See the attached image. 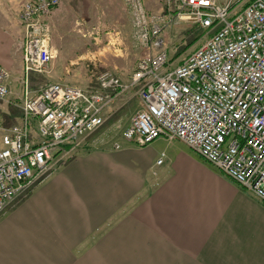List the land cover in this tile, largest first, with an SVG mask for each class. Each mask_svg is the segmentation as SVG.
Returning a JSON list of instances; mask_svg holds the SVG:
<instances>
[{
	"label": "built area",
	"instance_id": "1",
	"mask_svg": "<svg viewBox=\"0 0 264 264\" xmlns=\"http://www.w3.org/2000/svg\"><path fill=\"white\" fill-rule=\"evenodd\" d=\"M124 1L142 45L129 84L105 71L96 77V88L52 83L34 95L25 90L21 125L1 136L0 214L99 129L105 110L134 87L138 109L121 139L137 147L158 138L179 141L264 203V0H168L170 21L204 31L203 43L178 63L164 48L168 22L145 15L141 0ZM59 5V0L21 5L26 74L48 73L56 58L51 17ZM8 79L0 65V102L10 94ZM32 121L36 144L30 139ZM165 158L162 152L156 166Z\"/></svg>",
	"mask_w": 264,
	"mask_h": 264
},
{
	"label": "crops",
	"instance_id": "2",
	"mask_svg": "<svg viewBox=\"0 0 264 264\" xmlns=\"http://www.w3.org/2000/svg\"><path fill=\"white\" fill-rule=\"evenodd\" d=\"M22 2L0 0V65L10 90L0 102V139L22 123L24 89L33 95L54 83L24 73ZM60 2L53 12L59 26L71 17L88 22L77 14L93 10L94 0ZM49 71L64 82L53 63ZM98 142L85 139L7 205L0 214V264H264V203L183 143L158 138L115 150ZM162 152L165 161L156 166Z\"/></svg>",
	"mask_w": 264,
	"mask_h": 264
},
{
	"label": "rangeland",
	"instance_id": "3",
	"mask_svg": "<svg viewBox=\"0 0 264 264\" xmlns=\"http://www.w3.org/2000/svg\"><path fill=\"white\" fill-rule=\"evenodd\" d=\"M141 4L145 15L168 22L163 33L164 48L173 62H180L195 49L196 45L186 51L183 50L191 40L185 36V32L192 26L188 23L170 21L172 6L168 0H141ZM91 11L77 14V16L85 14L88 22L72 17L64 18L61 26L54 21L55 16H52V43L57 49L53 71H59L63 83L81 89L96 88V77L105 71L111 72L122 83L128 84L140 58L142 46L137 39L134 17L124 0H94ZM202 40L203 37L198 43ZM177 53L179 55L175 56ZM43 76V82L58 81L53 79V72ZM137 104L135 89L130 88L105 110L104 124L86 140L99 139L98 143L101 145L106 142L111 145L117 143L124 128L123 124L137 110ZM125 143L129 142L119 138L117 144L122 148ZM66 157L56 161V164L64 162Z\"/></svg>",
	"mask_w": 264,
	"mask_h": 264
},
{
	"label": "trees",
	"instance_id": "4",
	"mask_svg": "<svg viewBox=\"0 0 264 264\" xmlns=\"http://www.w3.org/2000/svg\"><path fill=\"white\" fill-rule=\"evenodd\" d=\"M203 35H204V31L200 30L198 27L192 26L190 30L185 32V36L190 37L191 40L189 41V43L186 45V47L183 50L186 51L189 48L193 47L194 45H196V47H194V48L197 49L202 43V41H201V43H198V42H199L200 38L203 37ZM189 54H191V53H189ZM178 55H179V53H177V55H175V56H178ZM173 56H171V57H173ZM170 60H172V59L170 58Z\"/></svg>",
	"mask_w": 264,
	"mask_h": 264
}]
</instances>
